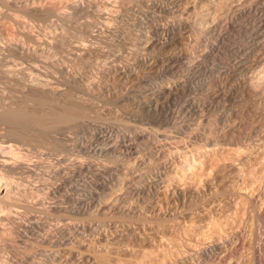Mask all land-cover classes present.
<instances>
[{"label":"rangeland","instance_id":"1","mask_svg":"<svg viewBox=\"0 0 264 264\" xmlns=\"http://www.w3.org/2000/svg\"><path fill=\"white\" fill-rule=\"evenodd\" d=\"M242 1L8 0L11 4L0 7L1 30L16 38L20 48L13 52L15 60L5 56L6 47L14 41L4 42L6 46L0 43V60L7 59L8 66L11 64L17 71L0 72V104L16 103L24 107L27 112L24 120L28 121H21V125L29 127V131L21 125L17 128L32 136L23 134L28 138L22 139V132L19 137L13 136L21 150L18 149L20 156L13 159L10 152L4 156L6 160L19 162L20 166L12 172L15 184L10 186L17 198L14 211L10 218L0 221L1 264H186L184 260L193 261L190 257L193 251L186 253L177 249L185 250L199 233L195 227L192 230L194 218L190 212H207L211 195H205L204 203L189 207L184 213L181 205L173 204L169 210L177 213L179 223L163 222L156 214L168 209L164 193L171 192L172 186L183 183L198 190L211 174L203 169L201 160L192 162L194 168L186 165L188 172H181L183 178L175 171L180 119L177 85L188 57L181 60L177 37L169 36L175 32L173 25L177 30L179 22L185 20L189 27L185 29L184 50L188 54L198 37L211 36L212 21H223L228 6L234 4L231 15L234 13L235 28L230 29L233 33L226 30L225 23H220L224 24L219 29L222 34L230 36L226 45L229 56L224 60L228 64L244 61L241 73L256 76L264 70V0ZM153 3H161L170 12L152 8ZM202 20L207 21L205 26L200 23ZM154 25L160 27V34L155 31L159 34L158 40L153 38ZM260 84V87L257 85L262 95L260 106H264V84ZM29 92L42 96L41 101L37 96L32 100L33 94L28 96ZM61 103L75 105L82 116L52 130L34 124L35 115L47 119L58 112ZM147 104L158 107L149 112ZM251 112L239 109L242 121L239 134L242 138L252 134V144L256 145L264 137V115L254 116L255 111ZM27 114L31 115L30 121L26 119ZM252 118L257 131L252 129ZM34 132L41 137L33 136ZM7 136L6 139L12 138ZM166 163L176 167L171 168L169 183L162 178ZM233 175L231 169L222 172L228 184ZM262 184L256 185L260 188ZM167 185L171 186L170 190ZM0 191L4 190L0 187ZM234 197V193H227L222 199L224 202ZM262 197L258 201L260 208L264 205ZM204 220L210 221L209 215ZM166 249L174 254L166 257ZM229 260L227 264L243 261Z\"/></svg>","mask_w":264,"mask_h":264},{"label":"bare ground","instance_id":"2","mask_svg":"<svg viewBox=\"0 0 264 264\" xmlns=\"http://www.w3.org/2000/svg\"><path fill=\"white\" fill-rule=\"evenodd\" d=\"M3 1H5V2H3ZM7 1L2 0L0 2V3H2V4H0V7L2 8L3 5L4 6L7 5L6 4V3H8ZM239 2H240V0H239ZM242 2H244V0ZM260 2H262V1H260ZM13 3L17 4V1L13 2ZM156 3H157V1H156ZM156 3L152 4V8H154L160 12H170L169 8L161 5V3H159V4H156ZM8 4H11V3H8ZM237 4L238 3H236V6H237ZM178 5L180 6V4H178ZM233 5L234 4H232V5L230 4L228 6V8L224 14L225 17H224L223 21H221V20L220 21H217V20L212 21L214 24H212V26H213L212 30L209 31L211 36L198 37L196 39L195 44L192 45V43H191L192 47L189 48L190 50H189L188 54L186 53L187 50L186 51L184 50L185 29H187L189 27V25L185 22V20L179 22L177 30H176L175 26L173 25V30H175V32L172 33L171 36H169V34H168L169 37H173V36L177 37V40H178L179 45L181 46V50H182L181 51V60H183L184 57L187 56L188 62L186 64V66H184V68L182 69V74H181V78L179 79L178 85L176 83L178 93L180 96V102H179L180 103V108H179L180 109V117H179L180 119H179V126L177 129L178 134H176L177 135V139H176V141H177V145H176L177 146V154L179 157L177 159L178 163L176 162L177 170H175L176 167L173 168V167H171L172 165L170 166V164H168V163L164 164V177H162V178H164L165 182L169 183L170 177L172 178L171 173H172L173 169L175 171H178V173H179L178 174L176 172L175 173L176 176L178 174V177L183 178L184 175H182L183 173L181 174V172H183V171L186 172L187 169L185 170V166L188 165L190 168L194 165L192 162L193 161L198 162V160L199 161L201 160L200 163H203V166H204L203 169L211 171V174L208 176L209 179L205 180L204 183L202 185H200L198 190H194L188 184H183V183L180 186H172L173 189L171 192L167 191L166 193H164V203L167 205L168 209H166V210L163 209L164 211H161V214L158 212L157 213L155 212L156 214H159V217H161L163 222L175 221L176 223H179V217H178L177 213L171 212L169 210V208H171V206L173 204L181 205L183 208L181 212L184 213L186 210H188L189 207L190 208L198 207L201 203H204L205 201L203 200V198L205 195H209V194L211 195V203L209 204V207H208L209 209L207 212H202V211H200V212L191 211L190 212V215H192V217L194 218L192 220V223H191L192 224L191 225L192 230L195 227V229H199V233L196 234L197 236H195V239L190 240L191 244L189 242V245H187L186 247L183 246V247H185V250L177 247L178 248L177 250L181 251V252L183 251V252L187 253V251L188 252L193 251V253L190 252V253H192L191 256L189 255L193 261L188 262L187 260H184V262L186 264H227V260L232 259V258L240 260L241 257L239 258L237 256L239 254H242L243 259L241 258V260H243L242 261L243 264H264V208H263L264 205L262 208H260L258 205L259 198L263 199L262 196L264 195V190L261 188L264 185L263 184H262L263 186L260 185L261 186L260 188H259V186H257V185H259V183L264 182V137L261 139L260 138L261 136H260L259 137L261 139L260 143L253 145L252 144L253 140L251 137L252 134L248 138H242L239 134V130H240L241 125H242L241 117L239 116V109H242L243 112L244 111H250V113H252L251 111L254 110L255 111L254 116H256L258 114L264 115V106H260V104H262V100H261L262 95L259 94L260 91L258 89H260V88H257V85H259L260 83L264 84V70L261 73L257 74L256 76L251 77V76L246 75L245 73H244L245 75L241 73L243 66H244L243 65L244 61H240L237 64H231V63L228 64L226 62L227 60L226 61L224 60L225 56H227V54H228L226 52L227 51L226 45H227V41L229 40L228 37H230V36H227V34H222V30L220 31L219 29L223 28L222 25H224V24H222V25L220 24L222 22V23H225L226 30H228V29L234 30L235 25L232 22V15H234V13L231 15ZM8 6H10V5H8ZM8 6H6V7H8ZM15 7H17V6H15ZM250 8H251V6H250ZM9 9H11V8H9ZM183 10H184V8H183ZM237 10H241V9H237ZM248 10H250V9L248 8ZM18 12H19V10H18ZM3 13H5V12H3ZM183 13H185V12H182L181 14H183ZM2 16L4 18V16L6 17V14H3ZM172 16H174V15H172ZM262 16H263L262 21L264 24V14ZM249 18L247 19V17H246V20L248 21ZM205 21L206 20H202V22L200 21V23L204 25ZM243 23L245 24V22H243ZM89 25H92V24H89ZM246 26H248V25H246ZM1 28L2 27H0V43H4V42L7 43V41H14L11 45L6 47L8 53L11 52L12 54L9 55L7 53L5 56L14 58L15 55L13 54V52L20 49V48L18 49L17 45H16L17 39L13 38L12 36L5 35L2 32ZM153 29H154L153 38L155 40H158V37H159L158 35L160 34V32L158 30L160 29V27L158 25H154ZM236 29H237V27H236ZM243 30H245V29H243ZM260 30H262V29H260ZM155 31H158L159 34H157ZM230 31L232 32V30H230ZM246 31H247V29H246ZM204 32H206V30ZM231 32H229V33H231ZM240 32H242V31H240ZM251 32H252V30H251ZM9 33L11 34V32H9ZM14 34H15V32H14ZM155 35H156V37H155ZM204 35H206V34H204ZM250 36H253V35L250 34ZM252 38H254V37H252ZM241 39H245V38H241ZM251 41H249V42L251 43ZM263 41H264V38H263ZM163 42H164V40H163ZM241 42L245 43L246 41H241ZM9 43H11V42H9ZM231 43H234V42H231ZM228 45H229V43H228ZM262 45H263V43H262ZM5 46H6V44H5ZM235 46H236V44H235ZM231 47H233V46H231ZM258 47H260V46H258ZM0 48H2V47H0ZM3 48H5V47H3ZM234 48L237 49L238 47H234ZM243 49H244V46H243ZM246 51L247 50H245V52ZM230 54H231V52H230ZM249 55L251 56V54H249ZM236 57H238V56H236ZM240 57H242V56H240ZM256 59H257V57H256ZM169 61H171V60H169ZM229 62H231V61H229ZM219 63H220V65H219ZM10 65L11 64H9V66H8L7 59L2 58L0 60V72L7 73V74L13 73L15 71V69H14V67H12ZM247 65H249V64H247ZM247 65H245V66L248 67ZM180 66H181V64H180ZM16 70H18V69H16ZM19 70H21V69H19ZM29 70H27V71L29 72ZM255 71H257V70H255ZM15 72H17V71H15ZM246 72H248V71H246ZM251 74H254V73H251ZM5 76H7V75H5ZM22 77H24V76L22 75ZM31 84H33V83H31ZM260 85L258 87H260ZM54 94H56V93H54ZM30 95L33 96V99L31 98L32 100L36 99V96L38 98H40V101L42 99V96H40V95L29 92L28 96H30ZM53 99H56V98H53ZM156 100L158 101L160 99H156ZM59 102L60 101H58V103ZM69 105L68 104L66 105L65 103H61V108H59L61 110L57 109L58 112L55 111V113L51 117H48L47 119L40 118V117H43L40 115H39L40 117H35L36 113L34 111H32L34 113L33 115H35L33 118L34 124L38 127L49 128V129L51 128V130H52L53 128H55L58 125L65 124L67 122L73 121V120L77 119L78 117L82 116V114L78 112L77 107L75 105H73V106H71V105L69 106ZM263 105H264V100H263ZM23 108L24 107L21 108V106L19 107V105L17 106L16 103L15 104L14 103H12V104H0V187L2 190H4V191H0V221L5 219V218H10L12 216V213L14 211V208H15V205L17 202V200H15L16 197L14 196V194L11 193V190L13 189V188L11 189V187H13L12 184H15V183H13L14 178L12 177V172L15 171L20 166V163L14 161V160H13V162L10 161L9 159H11V158L7 159L10 161V162H8L4 158V156L6 155L7 152H10L12 155H14V156H11L14 159V157L16 158V155L18 156V152L21 151L19 149V146L17 145L18 143L16 142V139L14 137L15 136L16 137L21 136L22 131L20 132L17 127L19 125H21V123L24 120V116L27 113ZM156 108L153 107L152 105H148V104L146 106V110L149 112H151L153 109H156ZM251 115H253V114H251ZM29 116H31V115H28L26 117V119H29V121H30V118H28ZM48 116H50V115H48ZM252 119H254V120H252L253 121L252 122V129L255 128V130H256L255 118H252ZM24 121L27 122L28 120H24ZM261 124L263 125V122ZM23 125H24V123H23ZM26 127L27 126L22 127V125H21L22 129L26 128ZM28 128H26V130H28ZM49 129H48V131H49ZM262 129H263V127H262ZM28 131H26V133H25L23 130L24 133L22 132V135L23 134L26 135ZM32 131H30V132L32 133ZM262 131L264 132V130H262ZM34 133L35 134L33 136L36 135V137L37 136L41 137L40 134H42V133L40 131H39L40 134L38 132H34ZM262 134H264V133H262ZM7 135H9V137H12V138L6 139L5 137H8ZM29 135L30 134H27V136H29ZM26 137H24V135H23L22 139L26 138ZM86 137H87V135H86ZM89 137H87V138L89 139ZM92 138H93V136H92ZM172 139H173V137H172ZM257 145H259L258 150H256L257 149L256 148L254 151V147L255 146L257 147ZM129 146H131V144ZM105 148H107V147H105ZM18 149L20 151H18ZM169 149H170V147H169ZM215 151H217V153H214ZM129 152H130V150H129ZM7 155L9 156V154H7ZM100 155H102L101 152H100ZM90 158H92V157H90ZM206 158H208V160ZM17 160H19V159H17ZM177 160H175V161H177ZM82 162L85 163V161H82ZM76 165H77V163H76ZM171 168H173V169L171 170ZM192 168H194V167H192ZM227 169L233 170L234 174H235L232 176V180L229 182L230 184H228V182L225 181L224 178H222V172H224ZM162 172H163V170H162ZM187 172H188V170H187ZM173 177H174V175H173ZM173 183H178V182H173ZM170 184H171V181H170ZM159 187H161V186H159ZM170 187L171 186H168L169 189H167V188L166 189L170 190ZM163 189H164V187H163ZM161 191H163V190L161 189ZM227 193H234L235 197L229 198L228 200L224 199L225 201L223 202L222 196H223V194H227ZM162 194H163V192H162ZM217 196H219V199H216ZM262 199L260 201H262ZM216 202H218V203H216ZM174 208H176V207H174ZM175 212H176V210H175ZM13 215H15V214H13ZM147 215H149V214H147ZM206 215H209L210 221L204 220ZM197 218H200V219L197 220ZM145 220H146V218H145ZM158 221H160V219ZM186 223H187V221H185V224ZM84 228L87 230L86 226ZM107 229L108 228H106V230ZM79 232H80V230H79ZM108 233H109V231H108ZM87 235H89V234H87ZM106 236L108 238L107 233H106ZM99 237H100V235H99ZM95 238H97V236ZM79 240H80V238H79ZM171 243H173V242H171ZM85 246H86V244H85ZM97 248H99V246ZM172 248L173 247H171V249ZM101 249H102V247H101ZM171 249H168V250L166 249L167 250V251H165L166 257L170 253H173ZM173 254H171L172 257H173ZM77 255H78V253H77ZM239 256H241V255H239ZM90 261H91V259H90ZM1 263H3V262H0V264ZM234 264H236V263H234Z\"/></svg>","mask_w":264,"mask_h":264}]
</instances>
